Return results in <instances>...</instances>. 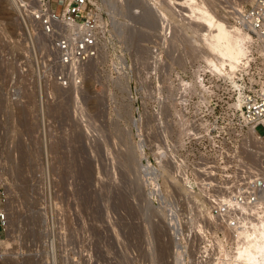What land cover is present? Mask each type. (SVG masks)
Returning a JSON list of instances; mask_svg holds the SVG:
<instances>
[{
    "label": "rangeland",
    "instance_id": "1",
    "mask_svg": "<svg viewBox=\"0 0 264 264\" xmlns=\"http://www.w3.org/2000/svg\"><path fill=\"white\" fill-rule=\"evenodd\" d=\"M183 1H169L177 4L180 24L153 62L146 46L160 36L162 22L153 11L147 16L149 8L143 9L144 20L130 17V8L116 0L119 34L113 31L98 60L88 65L81 88L50 86V96L40 100L29 85L17 97L8 93L15 24L8 23L10 2L2 0L0 200L8 229L0 264H195L203 224L214 219L194 208L198 194L172 176L169 164L157 163L160 140L170 141L174 133L167 124L166 137L161 135L157 111L162 106L170 123L171 94L180 78L230 69L226 64L215 72L202 58L198 36L185 28L197 19L191 20L195 14ZM194 4L223 19L216 2ZM148 18L152 23H144ZM198 22L191 27L200 30ZM256 130L264 133L262 126ZM240 232L209 248L212 254L221 251L217 264L238 262L246 242Z\"/></svg>",
    "mask_w": 264,
    "mask_h": 264
},
{
    "label": "built area",
    "instance_id": "2",
    "mask_svg": "<svg viewBox=\"0 0 264 264\" xmlns=\"http://www.w3.org/2000/svg\"><path fill=\"white\" fill-rule=\"evenodd\" d=\"M5 1L13 12L8 23L15 24L8 58L15 66L8 90L12 97L28 85L40 100L50 96V86L81 88L88 65L98 60L117 31L112 18L116 0ZM123 1L129 5L133 0ZM143 1L152 0H139ZM216 4L227 23L253 35L247 65L230 79L209 70L194 79L180 78L171 94L170 123L162 106L157 111L161 135L166 137L167 124L174 132L170 141L160 140L157 163L169 164L172 175L198 194L194 208L207 210L214 219L203 224L195 264H217L221 251L212 254L209 248H220L218 243L229 241L234 231L264 226V133L256 130L264 129V0ZM134 12L139 15L138 8ZM3 26L0 15V64ZM160 35L161 40L146 46L154 53L153 62L161 59V50L174 35L172 23L164 22ZM4 201L0 200V260L8 228Z\"/></svg>",
    "mask_w": 264,
    "mask_h": 264
},
{
    "label": "bare ground",
    "instance_id": "3",
    "mask_svg": "<svg viewBox=\"0 0 264 264\" xmlns=\"http://www.w3.org/2000/svg\"><path fill=\"white\" fill-rule=\"evenodd\" d=\"M169 1L171 2L173 0H168L169 5L165 4L164 8L161 7L163 0H152L151 2L143 1L144 3L139 2V0H133L129 5L124 4V7L130 8V11H127V13L130 15V17H132L131 14L133 16L135 14L133 9L138 8L139 9L138 10L139 15H136V14L135 15L138 16L136 18H139V20H141L143 18V14L148 13L146 11L144 13L143 9L146 10L149 8V11L151 9V11L149 13L151 14V12L153 11L152 14L155 13L154 14L155 16L154 15L153 16L156 18L158 16V21L160 20L162 22V24L164 22H166V23L170 22V23H172L173 28L175 29V25L178 28V26L180 24V22H179L180 20L178 21L176 19L177 10L174 7L177 4L176 5H174V3L171 4V3H169ZM135 2L137 3L136 5L134 4ZM191 2H192V4H191ZM193 2H194V0H186V1H183L182 3H185V4L189 3L187 9L189 10L191 8L190 9L191 15L195 14V15L191 16L192 18L191 17L190 18H191V20L192 19L194 20V18H195V20L197 19L196 21L200 22V23L198 22L199 24L197 23L198 24L197 26L199 27V25L202 24L201 27H199L201 29L199 30L197 28L191 27V25L193 26V23H195L196 21H192V24H190L189 26L186 25L189 23H186V24L182 25V27L186 25L185 28L187 29L188 32H191V34H195V36H198L197 38H198V41L201 45V50H203L201 52V54L204 52L203 53L204 56L202 55V58L205 59V62H207L209 65H211L212 68H214L213 70L216 69L218 72H219V70L221 71L222 67L227 64V66H229L230 71L227 72L226 74L224 73V75L223 74L222 75L229 77V78H232L239 69H241L242 67L247 65V61L249 60V57H250L249 56L250 52L252 51L251 48L255 42L253 35L245 28L227 23L225 21L224 14L222 12H221V14L223 15L222 17L224 20L223 19L220 20L219 18H217L214 14H212L210 12L211 10H207L208 8L206 10H204L201 7L195 6V4L193 5ZM211 2L215 3L216 0H211ZM166 3H167V0H166ZM175 3H178V2H175ZM170 5H172V6H170ZM166 6H169V7L166 8ZM181 6L182 5L180 3V7ZM172 7H173V9H172ZM204 7H206V6H204ZM217 7H218V5H217ZM183 8H184V6H183ZM185 8H186V6H185ZM159 9H161V10H159ZM170 9L173 12H170ZM160 11L162 13L165 12L166 14H168V16L163 17L162 15H160V14H162ZM114 12H116V10L113 11L112 18H113ZM152 14L151 15L147 14V16H152ZM170 14H172V15H170ZM149 18L147 20H145L144 23H146V21L150 20ZM152 18H151V20H152ZM156 18H153L154 19V22H153L154 27H152V31L153 30L156 31V28L158 27V23H157L158 21H156ZM144 19L145 18H143V20ZM175 19L177 22L173 23V21ZM182 21H183V19L181 20V22ZM184 22H186V21H184ZM148 25H145V26H148ZM194 25H196V23ZM202 26H203V28H202ZM130 28H132V27H130ZM165 29L166 28H164V31H165ZM117 33L119 34V30L117 31ZM156 38L161 40V35L156 37ZM195 43H197V42H195ZM258 48H260V46H258ZM216 70H215V72H216ZM226 71H228V70L226 69ZM177 180H179V179H177ZM246 232L247 231L240 232L241 235L244 236L243 239L246 238V242L243 241L245 243V246L242 245V243L240 244L241 247L239 246L240 248H239L238 254H237L238 255L237 256L238 262L236 264H264V226L261 228H254L252 230V232H250V234H248ZM241 238L239 239V241L241 240ZM4 242H5V239H4ZM161 250H162V252L161 251L160 252L163 255L164 249L161 248ZM162 255H161V257H163Z\"/></svg>",
    "mask_w": 264,
    "mask_h": 264
}]
</instances>
